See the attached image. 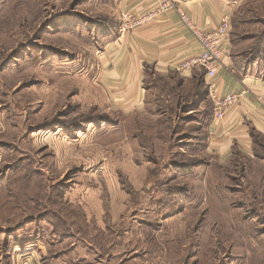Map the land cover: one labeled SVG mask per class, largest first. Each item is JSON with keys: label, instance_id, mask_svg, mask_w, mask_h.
<instances>
[{"label": "rangeland", "instance_id": "374dc122", "mask_svg": "<svg viewBox=\"0 0 264 264\" xmlns=\"http://www.w3.org/2000/svg\"><path fill=\"white\" fill-rule=\"evenodd\" d=\"M232 2L237 70L264 75V0ZM121 17L117 0H0V264H264V137L211 148L197 83L113 104Z\"/></svg>", "mask_w": 264, "mask_h": 264}, {"label": "crops", "instance_id": "0c3cea01", "mask_svg": "<svg viewBox=\"0 0 264 264\" xmlns=\"http://www.w3.org/2000/svg\"><path fill=\"white\" fill-rule=\"evenodd\" d=\"M165 1L173 6L148 25L120 34L106 45L102 58L103 83L113 97V104L140 108L154 89L153 83H149L154 78L168 87L172 92L170 98L180 88L190 93L196 83L194 88L199 85L204 89L212 83L219 96L246 89L241 102L227 109L223 121L216 119L214 110L207 127L210 147L219 152L238 145L250 148L254 143L253 132L264 136V110L254 99V94H264V75L239 72L231 55L230 42L215 77H207L201 69L178 70L183 60L203 50L183 15H188L198 28L208 30L216 27L226 14L231 15L234 3L232 0H117V9L120 14L127 11L145 14ZM209 97H203L202 102L210 101Z\"/></svg>", "mask_w": 264, "mask_h": 264}, {"label": "built area", "instance_id": "2783aa9c", "mask_svg": "<svg viewBox=\"0 0 264 264\" xmlns=\"http://www.w3.org/2000/svg\"><path fill=\"white\" fill-rule=\"evenodd\" d=\"M173 5L170 1L160 2L153 11L145 14H139L132 11L122 13L121 34L129 33L137 28L148 25L157 15L166 11ZM183 20L194 32L197 40L201 43L203 50L200 54L193 55L183 60L178 65L180 72L191 69H203L207 77L213 78L217 75L219 67L222 65L226 46L230 42L231 21L230 16L226 14L221 22L211 29H200L192 23L188 15H183ZM209 95L212 99L215 117L218 121H223L226 117L227 109L239 104L247 93L244 89L238 93H229L225 96H219L212 83L208 85ZM254 99L264 110V94H254Z\"/></svg>", "mask_w": 264, "mask_h": 264}, {"label": "trees", "instance_id": "16d2710c", "mask_svg": "<svg viewBox=\"0 0 264 264\" xmlns=\"http://www.w3.org/2000/svg\"><path fill=\"white\" fill-rule=\"evenodd\" d=\"M233 56V55H232ZM233 59H235L234 58V56H233ZM235 61V60H234ZM237 61H235V63H236ZM236 67L239 69L240 68V66H238V62H237V65H236ZM202 71H205V70H203V69H201ZM208 92V91H207ZM190 93H192V91L190 92ZM206 93V92H205ZM196 94V97H197V92L195 93ZM204 96L205 97H207V96H209V94L207 93V94H204ZM208 122V121H207ZM259 133H256V132H253V138L254 137H256L257 135H258ZM264 137V136H263ZM255 142H258L257 140H255Z\"/></svg>", "mask_w": 264, "mask_h": 264}]
</instances>
